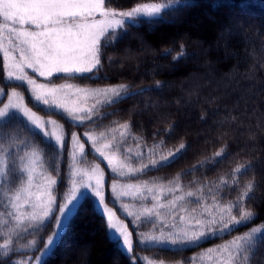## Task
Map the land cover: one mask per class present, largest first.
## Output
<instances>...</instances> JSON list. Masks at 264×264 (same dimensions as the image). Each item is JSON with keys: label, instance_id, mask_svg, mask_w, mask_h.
Wrapping results in <instances>:
<instances>
[{"label": "trees", "instance_id": "trees-1", "mask_svg": "<svg viewBox=\"0 0 264 264\" xmlns=\"http://www.w3.org/2000/svg\"><path fill=\"white\" fill-rule=\"evenodd\" d=\"M171 1L176 5L156 18L126 23L124 29H117L105 41L102 67L76 81L91 87L125 85L127 94L101 106L87 126L70 124L85 145L81 157L69 160L64 151L58 157L49 151L43 164L50 174L59 161L58 185L53 190L56 208L69 186L71 166L89 168L97 162L80 135L84 128L98 136L101 131L130 123L129 134L119 144L116 157L133 168H140L141 161L148 164L149 157L159 159L149 152L156 145H160L157 151L166 154L183 144L186 148L182 158L170 167H148L125 177L111 173L106 166V203L131 230V255L110 237L105 217L94 199L85 196L62 238L36 264H133V260L136 264H192L193 258H197L196 264H206V256L201 258V254L208 249L264 226V0H109L107 6L129 10L137 4ZM232 30L236 32L230 33ZM223 31L229 33L224 38ZM181 45L184 54L174 59ZM195 52L200 53L198 57ZM13 84L0 73V86ZM8 131L31 139L23 120L20 126L13 122ZM114 135L119 141V131ZM42 137L40 134L37 140ZM115 148L113 145L109 149L111 153ZM221 150L223 155L217 157ZM72 151L70 148V155ZM136 152L141 156L137 157ZM240 165H250L254 174L250 170L242 178L237 176L240 187L233 189L229 185L237 175L234 169ZM21 177L18 171H10L0 178V245L11 241L8 249L0 248V264H32L31 257H37L51 229L49 220L39 227L27 223L19 229L11 228L6 202L20 187ZM250 181H255L251 208L256 215L230 233L217 232L200 247L182 252L177 250L180 244L171 245L169 241L172 250L164 251L149 239L162 233L167 237L190 227L197 219L208 218L206 208L235 201ZM111 183L123 188L130 183L140 185L147 196L115 200ZM188 192L193 195L188 196ZM131 208L143 213L135 214ZM145 209H152L151 214ZM249 264H264V239H257Z\"/></svg>", "mask_w": 264, "mask_h": 264}, {"label": "snow or ice", "instance_id": "snow-or-ice-1", "mask_svg": "<svg viewBox=\"0 0 264 264\" xmlns=\"http://www.w3.org/2000/svg\"><path fill=\"white\" fill-rule=\"evenodd\" d=\"M108 2L109 0H0V53L3 54L7 79L19 82L9 86L13 88H23L24 84L31 86V90L35 93L37 110H41L42 104L46 106L42 111L49 117L66 112L74 125L87 126L86 122L92 121L96 114L97 104L113 103L114 98H120L123 92H127V87L119 85L102 89H86L70 83L56 85L53 78L75 79L86 73L98 71L102 67L105 41L111 39L117 29H124L126 23L128 25L140 23L141 17L150 19L160 12L159 5L137 4L129 10H117L108 7ZM5 41L13 46L11 51L5 46ZM15 52L19 53L18 62L13 55ZM183 54V45H181V50L174 59ZM26 69H30L32 73L42 77L47 83H37ZM67 94L77 96L78 99L69 104L66 99ZM0 95H8V93L0 88ZM14 97L19 102L13 103ZM89 98H96V104L92 107L86 104ZM80 101L85 103L81 104ZM21 120L24 121L31 139L9 134L8 129L13 122L20 126ZM49 127L52 128L51 132L48 130ZM130 127V123H124L119 125V128L101 131L98 136L92 133H85V135L93 146L101 139L107 141L97 147L96 152L108 160L111 165L116 160L119 144L127 138ZM61 128L62 125L54 119L43 121L36 111L25 106L20 94L16 91L9 95V103L0 109V176L6 177L10 171L23 174L20 187L16 188L8 198V206L12 211L7 215L12 217L17 228L25 221L43 223L44 219L52 214V209L47 208V205L56 203L55 199L51 198V188L57 184L56 177L60 175L58 159L50 174L44 176L46 182L35 185L36 193H33L31 189L34 186L37 166L42 169L40 175H44L43 160L48 152L52 151L58 157L66 146V137L58 134ZM117 131L120 135L119 141L114 135ZM41 133H43L42 139L37 140ZM72 139L79 141L80 137L73 132ZM113 145H116V148L109 157L104 149L112 148ZM78 147L80 153H84V143H79ZM159 148L160 145H156L149 149V152L158 155L159 159L149 157V163L144 164L141 161L140 168H133L131 164L123 163L119 167H127L130 174L141 172L148 167H170L182 158L186 146L181 144L178 149L169 150L166 154L157 151ZM135 155L140 157L141 153L136 152ZM222 155L223 150L216 153L217 157ZM250 170L254 174V169H251L250 165H240L234 169L237 175L232 177L233 183L229 187L239 188L237 176L242 178ZM73 175L76 173L73 172ZM221 182L228 183L224 180ZM83 187L88 188L90 185L84 184ZM147 190L150 193L153 192V188ZM254 191L255 181H250L243 186V190L240 191L235 201L206 208L208 218L197 219L190 227L167 237L162 233L160 237H149V239L158 243L164 251L172 250L169 247V241L171 245L180 244L182 247L177 250L181 252L188 248L200 247L217 232L230 233L237 226L253 219L256 215L251 208L255 199ZM45 192L50 197L47 201L43 199ZM96 194L100 195L98 190ZM85 195V192L73 188L71 198L62 206L58 205L59 216H53L56 220V229L46 242L45 248L55 243L56 235L63 226L64 220L75 213L81 197ZM187 195L192 196L193 193L188 192ZM178 199H183V197ZM104 202L101 196L100 204ZM172 203L175 206L174 202ZM45 208L47 210H44L41 215L38 209ZM144 212L151 214L152 209H145ZM181 220L183 221L184 217H181ZM109 230H112L111 225ZM116 233H119L117 240L119 241L122 237V246H126L131 252L132 242L127 229L117 228L113 235ZM262 234H264V226L252 228L243 236L236 237L216 248L208 249L207 252L201 254V258L209 255L215 257V264H249V256L253 252L257 239H264ZM10 243L11 241L6 240L0 248L8 249ZM196 259L193 258L192 264H196Z\"/></svg>", "mask_w": 264, "mask_h": 264}, {"label": "rangeland", "instance_id": "rangeland-1", "mask_svg": "<svg viewBox=\"0 0 264 264\" xmlns=\"http://www.w3.org/2000/svg\"><path fill=\"white\" fill-rule=\"evenodd\" d=\"M145 5H150V6L151 5H159L160 6L159 14H160L162 11H164V10L174 6V5H176V2L175 1H171V2H165V3H148V4H145ZM230 9L233 10L232 7H230ZM159 14L151 17L150 19L156 18L157 16H159ZM244 15L254 17V15H252V14H250L248 12H245ZM207 16L212 20V16L211 15H207ZM141 19H149V18L141 17ZM233 32H236V31L235 30L230 31V33H233ZM226 34H229V33L223 31L221 36L224 38V36H226ZM5 46L8 47L10 51L12 50L13 46L11 44H9L7 41H5ZM199 54L200 53L195 52L194 56L198 57ZM13 55L15 56L16 61L18 62L19 53L15 52V53H13ZM26 71L32 76V78L37 83H47V81H45L42 77H39L35 73H32L30 69H26ZM1 72L4 75L5 79H7L6 71H5V68H4V58H3V54L2 53H0V73ZM89 74H91V73H86L83 76H86V75H89ZM53 79H55L56 85H62V84H65V83H70V84H73L76 87L86 88V89H102V88H107V87H118L119 86V85H117V86H107V87H91L86 82H80L79 83L78 81H76L77 80L76 78L75 79H68V80H63V79L60 80V79L54 77ZM10 82H12L14 84L19 83L17 81H10ZM0 88H3L8 93V95H0V109L4 108V106L9 103V95L13 91L18 92L20 94V98L23 100L25 106L30 108L33 111H36L37 115L40 116L43 121L47 122L49 119H54V120L57 121L58 124L62 125V128L59 130L58 134L61 135L62 137H66L67 143H66V146H65L63 151L66 152V154L68 155L69 160H70V157L74 158V159H78L79 157H81L83 155V153H80L79 147H78L79 143H81V142L80 141H74L72 139V133L76 132L77 135H78V130L71 126V125H74V124L71 121V119L68 117V114L66 112H61V114H59V115H55V116L49 117L48 115H45L44 112L42 111L46 107V106H44L42 104H41V110H37L35 108V105L37 103V101L35 100V93L31 90V86H29L27 84H24L23 88H13V87H10V86L9 87L0 86ZM126 94H127V92H123L121 94L120 98L124 97ZM62 98H64V97H62ZM120 98H114V102L116 100L120 99ZM66 99L68 100L69 104H71V102L73 100H77L78 97L77 96H73L71 94H67L66 95ZM12 102L13 103H17V102H19V100L14 97ZM80 103L83 104L85 102L84 101H80ZM86 104H87L88 107H92L93 104H96V98H89L86 101ZM104 104H108V103L97 104L95 111L97 112V110L101 106H103ZM95 116H96V114L93 116V118ZM89 122L90 121H88L86 123H89ZM74 126L79 128L78 126H84V125L76 124ZM85 129L86 128H84V130L80 133V135L90 145L92 154H93L94 157H96L97 162L92 163L93 166L89 167V168L88 167H79L77 165L71 166V168H70L69 186H68V188H67V190L65 192H62V196H61V199H60L61 202L59 203V206H62L63 203H65L68 199L71 198L73 188H76L80 192H85L86 193L85 196H90V197H92L94 199L96 208L105 217V219H106V221L108 223V227L111 225V229L112 230L110 231L108 229L110 237L119 244L121 249L126 254L131 255L132 251L129 252L126 246H122V237H121V239L119 241L117 240V235H119V233H116V235H113V232H115L117 228H120V229H125L126 228L127 231L130 234V238H131V242H132L131 230L127 226V223L124 221V219H122L117 214L115 209L112 208V205L106 203V199H105L106 198V194H107V188H106L107 179L106 178H107V170L108 169L110 170L111 173L119 174V175H121V177H125L126 174L127 175H131V174L129 173V171H128V169L126 167H125L126 170H124V168H120L119 167V165L121 164V161L119 160V158L116 157V160L114 161V163L110 165L108 160H105L104 157L100 156L99 153L96 152V148L100 147L102 143H100L98 141L96 143V145L93 146V143L91 141H88L87 140V136L85 135V133H90V129L89 130L88 129L85 130ZM48 130H49V132H51L52 128L49 127ZM37 131H39V130H37ZM41 135L43 136V133H41ZM53 142L55 143V141H53ZM70 148L73 149V151L71 152V154H73V155H70ZM109 149H104V151H105L106 155L111 157L112 156V153H111L112 151L109 150ZM84 151H85V148H84ZM102 164H104V166ZM106 166L108 167V169H107ZM41 171H42V169L39 166H37L36 174H35L36 178H35L34 186L31 189V191L33 193L37 192V187L35 185L44 184L46 182L45 179H44V176H47L48 174L46 173V170L43 169L44 175L42 176V175H40ZM73 172H75L76 175H73ZM1 177H3V176H0V178ZM25 179H26V177H25ZM84 184H89L90 187L84 188L83 187ZM57 185H58V182H57V184L55 186H52V188H51V198H54L55 201H56V197L53 194V190L55 189V187H57ZM129 185L131 187L126 186V187L123 188L122 186L118 185L117 183H115V184L111 183V186H110L111 187V194L114 197V199L115 200L122 199V198H126V199H129V198H131V199H140V198H142L144 196H147V192H143L142 191V189L143 190L145 189V188H142V186L134 184V183H130ZM97 190L99 191L100 195L96 194ZM85 196L81 197V200L79 201V203L82 201L83 198H85ZM101 196L104 198V201H105L104 204H100ZM43 199L45 201L50 199V197L47 194V192H45V195H44ZM33 200H34V197H33ZM6 203H8V201ZM116 203H117V201H116ZM55 206H56V203H52V204H48L47 205V208H51L52 209V214L49 217L45 218L43 223H40L39 221H25V223L22 224L18 228L15 226V222L13 221L12 217L7 215L8 212L12 211L11 207L8 206V208H7L6 215L9 217V224L11 225V228H13V229H19L22 226L26 225L27 223H31L30 224L31 227H33V226H37V227L43 226L44 224H46L48 222V220L51 223V229H50V231H47L48 235L45 238V242L43 243V247L40 250L39 254L37 255V257L29 256V257H31V259H34L32 261V264H36L38 262V260L41 261L45 256H47V255H49L51 253V251L53 250V248L55 247L57 242L62 238L64 229H65V227H66V225L69 222V219L71 217L70 216V217H68V218H66L64 220L63 226L60 227L59 232L56 235L55 243L52 244L50 247L45 248L46 242L48 241L49 237L53 234L54 230L56 229V220L53 218V216H57L58 217L59 216V211L57 210V207L55 208ZM47 208L38 209V211H40V213L42 215L43 211L47 210ZM105 209H107V211H105ZM131 210L134 211L135 214H138V213L142 214L143 213V211L138 210V209L131 208ZM52 219H53V222H52ZM229 241H231V240H229ZM227 242H228V240L223 242V244H226ZM205 259H206L205 260L206 264H209L208 262H210L211 264H213V263L215 264V257H212V256L209 255V256H206ZM132 263L136 264L135 260H133Z\"/></svg>", "mask_w": 264, "mask_h": 264}]
</instances>
